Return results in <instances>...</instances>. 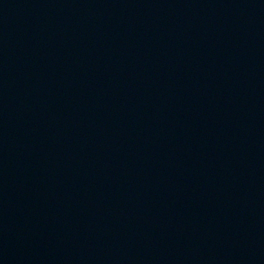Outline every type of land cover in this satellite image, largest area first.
I'll list each match as a JSON object with an SVG mask.
<instances>
[{"label": "water", "instance_id": "obj_1", "mask_svg": "<svg viewBox=\"0 0 264 264\" xmlns=\"http://www.w3.org/2000/svg\"><path fill=\"white\" fill-rule=\"evenodd\" d=\"M0 264H264V0H0Z\"/></svg>", "mask_w": 264, "mask_h": 264}]
</instances>
